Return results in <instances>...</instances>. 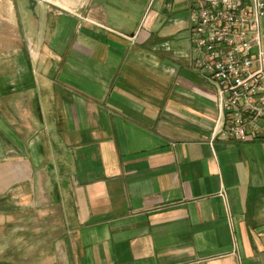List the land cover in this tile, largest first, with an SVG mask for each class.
Listing matches in <instances>:
<instances>
[{"label":"crops","instance_id":"0c3cea01","mask_svg":"<svg viewBox=\"0 0 264 264\" xmlns=\"http://www.w3.org/2000/svg\"><path fill=\"white\" fill-rule=\"evenodd\" d=\"M191 5L0 0V264H264V134L215 137Z\"/></svg>","mask_w":264,"mask_h":264},{"label":"built area","instance_id":"2783aa9c","mask_svg":"<svg viewBox=\"0 0 264 264\" xmlns=\"http://www.w3.org/2000/svg\"><path fill=\"white\" fill-rule=\"evenodd\" d=\"M264 0H192L191 67L215 88V137L264 134Z\"/></svg>","mask_w":264,"mask_h":264},{"label":"rangeland","instance_id":"374dc122","mask_svg":"<svg viewBox=\"0 0 264 264\" xmlns=\"http://www.w3.org/2000/svg\"><path fill=\"white\" fill-rule=\"evenodd\" d=\"M19 24V23H18ZM20 25V24H19ZM20 26H23V25H20ZM6 27H7V34H8V32L9 31H12V32H14V28L13 27H10L8 24H6ZM18 29H20V28H18ZM21 34H22V32H21ZM23 35V34H22Z\"/></svg>","mask_w":264,"mask_h":264}]
</instances>
